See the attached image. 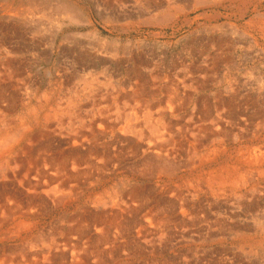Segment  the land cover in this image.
Returning a JSON list of instances; mask_svg holds the SVG:
<instances>
[{"label": "bare ground", "instance_id": "bare-ground-1", "mask_svg": "<svg viewBox=\"0 0 264 264\" xmlns=\"http://www.w3.org/2000/svg\"><path fill=\"white\" fill-rule=\"evenodd\" d=\"M209 3L255 19L213 27V52L164 83L145 41L120 57L94 25L173 27ZM262 3L0 0V264H264V79L236 76L232 59L264 42ZM55 53L66 61L39 74Z\"/></svg>", "mask_w": 264, "mask_h": 264}, {"label": "rangeland", "instance_id": "rangeland-1", "mask_svg": "<svg viewBox=\"0 0 264 264\" xmlns=\"http://www.w3.org/2000/svg\"><path fill=\"white\" fill-rule=\"evenodd\" d=\"M71 1H76V0H71ZM85 5H83L82 3L80 4L81 6H83V8H84V10L85 11H87L88 12V10L90 11V7L87 5V3H84ZM88 8V9H87ZM236 7H234V6H230V7H228V8H226V9H224L223 8V6L222 7H212V5L209 3V4H206V5H202V8H201V6L199 7V9H198V11H196V12H193V13H191V14H189V15H187L185 18H180V20H179V22L178 23H176V25H174L173 27H164L163 25L160 27L159 26V28H156V26H152L151 28L150 27H145V26H143V27H140L139 28V30H136L135 32H126V30H124L123 31V29H118V30H110L109 31V29H110V27H106V28H104L100 23H99V20H95L94 21V25H95V29L96 30H98L99 31V34H100V39H102L103 41H105L106 42V44L105 45H110V44H117V45H119L118 47H119V56L120 57H122L121 55H123L122 54V49H123V46H125L124 44H130V46H137L136 44H138L139 43V41L140 42H142V43H144V41H145V43L143 44V46H144V51H143V55L141 56L142 58H144L143 59V61L147 64V66H148V64L150 65V63L151 62H153V60L155 61V62H153V63H156V64H158L159 63V65H161L159 68L162 70H160L161 72V75L159 76V81H160V83H164L165 81L167 82V81H169V79H172V78H174V76L176 75L175 73H177V71L179 72V70H180V66L176 63V62H178V63H180V60H185V63L186 64H188L192 59H193V57L194 58H196V56L198 55H200V54H198V52L199 51H203L202 52V56H204V55H207L208 54V52L210 51V52H213V49H210L209 47H207L206 45H204V43H206L207 41H208V35H210V31L212 32H214V31H216V30H218V29H214L213 27H215V26H217L219 23L220 24H224V23H228L229 21V23L228 24H231V25H233V26H235L236 28H238L239 30L240 29H243V26H245L247 23H248V20L250 21L252 18L253 19H255L254 17V14H251V10H250V13H249V15L248 14H246L244 17H240V15L238 16V12H237V8L235 9ZM202 9V10H201ZM212 9V10H211ZM227 10V11H226ZM205 11V12H204ZM212 11H214V13L217 11L218 12V15L220 14V18L218 19V21H217V23L215 22V23H211L210 22V20H208V17H209V15L212 13ZM259 11H260V13H261V11H262V13H264V0H263V3H262V5H261V8L259 9ZM210 14H209V13ZM196 13H198V14H196ZM200 13V14H199ZM203 13H204V15H203ZM226 13V14H225ZM229 13V14H228ZM232 13V14H231ZM202 14V15H201ZM193 15V16H192ZM198 15V16H197ZM207 15V16H206ZM227 15V16H226ZM230 15V16H229ZM234 15V16H233ZM233 16V17H232ZM200 17V18H199ZM206 18V19H204V18ZM228 18L229 17V19H226V18ZM243 18V19H242ZM184 21V19L187 21L185 24H184V26H181V21L182 20ZM192 19V20H191ZM240 19V20H239ZM197 20V21H196ZM224 20V21H223ZM227 20V21H226ZM238 20V21H237ZM245 20V21H244ZM232 21L233 22H235V23H232ZM247 21V22H246ZM102 22V21H101ZM237 22H239V23H237ZM197 23V24H196ZM203 23V24H202ZM208 23V24H207ZM67 24V23H66ZM66 24L64 25V27L62 26V29H63V33L64 34H71L72 32L73 33H75L76 35H78V37L77 38H80V39H85L87 36H85V35H87V33H88V31H86V30H89V29H87L86 27L84 28V27H75V26H73V25H69V27H68V25H67V27H66ZM216 24V25H215ZM100 26V27H99ZM179 26V27H178ZM193 26H195V28L193 27ZM238 26V27H237ZM240 26V27H239ZM71 27V28H70ZM158 27V26H157ZM190 27V28H189ZM257 27V26H256ZM84 28V29H83ZM163 28V29H162ZM183 28V29H182ZM192 28H194V29H192ZM200 28H202V29H200ZM70 29H71V31H70ZM75 29V30H74ZM79 29V30H78ZM104 29V30H103ZM153 29V30H152ZM162 29V30H161ZM210 29V30H209ZM70 32H69V31ZM78 30V31H77ZM206 30V31H205ZM77 31V32H76ZM117 31V32H116ZM154 33H153V32ZM186 31V32H185ZM194 31V32H193ZM208 31V32H207ZM223 31H226L225 29H222L221 31H219V34H220V32L222 33ZM247 31H248V33H250V34H252L253 36H255L256 38L257 37H260L258 34H257V30L256 29H250V30H248V28H247ZM253 31V32H252ZM67 32V33H66ZM84 32V33H83ZM113 32V33H112ZM122 32V33H121ZM124 32V33H123ZM142 32V33H141ZM162 32V33H161ZM165 32V33H164ZM174 32V33H173ZM199 32H200V34H199ZM119 33H121V34H119ZM126 33V34H125ZM129 33V34H128ZM147 35H146V34ZM150 33H152V34H149ZM189 33V34H188ZM205 33V34H204ZM209 33V34H208ZM215 33V32H214ZM114 34V35H113ZM119 34V35H118ZM139 34V35H138ZM156 34H157V36H156ZM165 34V35H164ZM187 34V35H186ZM199 34V35H198ZM207 34V35H206ZM102 35V36H101ZM110 35H112V36H110ZM140 35H142V36H140ZM145 35V36H144ZM163 35V36H162ZM167 35V36H166ZM205 35V36H204ZM214 35H216V34H214ZM80 36V37H79ZM85 36V37H84ZM115 36V37H114ZM120 36H122V37H120ZM130 36V37H129ZM132 36V37H131ZM150 36V37H149ZM154 36V37H153ZM169 36V37H168ZM82 37V38H81ZM194 37V38H193ZM201 37V38H200ZM204 39H203V38ZM104 38V39H103ZM112 38V39H111ZM124 38H126V39H124ZM134 38H136V39H134ZM163 38V39H162ZM179 38V39H178ZM231 38L232 37H228V39L227 40H231ZM117 39H119L118 41H116ZM134 39V40H133ZM148 39H150V40H148ZM188 39V40H187ZM260 39V42L258 41V43H257V45H259V46H251V45H249V47H245V45H242L241 47H243V48H241V50L239 49V47H238V49L236 50V52H235V54L233 55V57L234 58H232L233 60H235V61H233L236 65H237V72L235 71V74H236V76H238V77H240V78H245V73L247 74V76L246 77H251V78H256V77H261L262 79H264V59L262 58V57H260V55H259V53H258V50L261 48L260 47V45L263 43L264 44V42H263V40H261V38H259ZM86 40L87 41H91L92 39H91V37L90 36H88L87 38H86ZM111 40V41H110ZM122 42H121V41ZM126 40V41H125ZM129 40V41H128ZM131 40H133V42H131ZM143 40V41H142ZM158 40V41H157ZM186 40V41H185ZM190 40H192V41H190ZM200 40V41H199ZM204 40V41H203ZM233 40V39H232ZM124 41L126 42V43H124ZM147 41V42H146ZM114 42V43H113ZM120 42V43H119ZM153 42V43H152ZM167 42H168V44H167ZM170 42V43H169ZM185 42V43H184ZM188 42V43H187ZM195 43V46H193L192 45V43ZM202 42V43H201ZM124 43V44H123ZM191 43V44H190ZM122 44H123V46H122ZM180 44H182V45H180ZM185 44V45H184ZM198 44H201V45H198ZM247 44V43H246ZM147 45V46H146ZM166 45V46H165ZM187 45V46H186ZM193 46L194 47V49H192L193 47H189V46ZM196 45H197V47H196ZM168 46H170V47H168ZM71 47V46H70ZM166 47V48H165ZM187 47H189V48H187ZM153 48V49H152ZM177 48V49H176ZM199 48V49H198ZM209 48V49H208ZM186 49V50H185ZM191 49L193 50V52L191 51ZM196 49H198V50H196ZM203 49V50H202ZM207 49V50H206ZM242 49H244V51L245 50H247L248 49V51L247 52H244V51H242ZM254 49V50H253ZM146 50V51H145ZM153 50V51H152ZM166 50V51H165ZM168 50V51H167ZM173 50V51H172ZM182 50V51H181ZM190 51V53H189V51ZM239 50V51H238ZM157 51V52H156ZM164 51V52H163ZM206 51V52H205ZM208 51V52H207ZM241 51V52H240ZM148 52V53H147ZM172 52V53H171ZM173 52H176V53H173ZM186 52L187 53V55H186V53L184 54V53ZM192 52V53H191ZM195 52H197V53H195ZM205 52V53H204ZM149 53H152V54H150L149 55ZM161 53V54H160ZM182 53H183V55H182ZM247 53H249V54H247ZM46 54V53H45ZM44 54V55H45ZM132 54H135V51L133 50V52H132ZM190 54V55H189ZM238 54H240V56L238 55ZM245 56H244V55ZM247 54V55H246ZM148 55V56H147ZM155 55V56H154ZM161 55H162V57H161ZM177 55V56H176ZM179 55V56H178ZM180 55H182L181 57H183V58H181L180 57ZM191 55L193 56V57H191ZM196 55V56H195ZM254 55L255 56H257L256 58H258V59H256V58H254ZM146 56V57H145ZM189 56V57H188ZM236 56V57H235ZM237 56H238V58H237ZM247 56V57H246ZM249 56V57H248ZM260 58H259V57ZM68 57V56H67ZM151 57V58H150ZM173 57V58H172ZM179 57H180V59H179ZM186 57V58H185ZM191 57V58H190ZM206 57V56H205ZM58 57V54L57 53H55L51 58H50V62H47V64L46 63H38L39 65H37V72L39 73V74H41L42 72H43V70H45L44 68H52V69H54V67L56 66V62H60V61H66V57L64 58V57H62L63 58V60H62V58H59ZM150 58V59H149ZM174 58H176V59H174ZM245 58V59H244ZM250 58V59H249ZM252 58V59H251ZM54 59V60H53ZM69 58H67V60H68ZM147 59V60H146ZM153 59V60H152ZM172 59V60H171ZM179 59V60H178ZM255 59V60H254ZM262 59V60H261ZM52 60V61H51ZM149 60V61H148ZM160 60V61H159ZM163 60V61H162ZM168 62H167V61ZM169 60H170V62H169ZM178 60V61H177ZM239 60H240V62H239ZM246 60V61H245ZM262 62V64L259 62ZM69 61V60H68ZM66 62L65 64H66V66H70V65H68L69 64V62ZM151 61V62H150ZM159 61V62H158ZM244 61V62H243ZM257 61V62H256ZM30 62L32 63L33 61L32 60H30ZM162 62V63H161ZM243 64H242V63ZM168 63H170V64H168ZM250 63V64H249ZM41 64V65H40ZM43 64V65H42ZM177 64V65H176ZM256 64V65H255ZM36 65V64H35ZM51 65H52V67H51ZM126 65L127 64H125V63H121V64H119V66L120 67H118L117 65H116V67H115V65L114 66H111V67H109L110 69H109V72L111 73L110 75H114V74H116L117 72H116V70L117 69H120L119 70V73L121 74L120 75V77H119V79L121 80V79H125V78H122V77H126L125 76V70H124V68L126 67ZM252 65V66H251ZM40 66V67H39ZM48 66H50V67H48ZM166 66V67H165ZM168 66L171 68H169L170 69V71H169V69H168ZM245 66V67H244ZM249 66V67H248ZM252 68H251V67ZM254 66H258L257 68L256 67H254ZM72 67V66H71ZM71 67H65V68H68L67 70H68V72H70L71 70L69 69V68H71ZM102 66L99 64H97V67L95 66V68L93 67L92 68V71L96 74V75H98V73L103 69V68H101ZM163 67V68H162ZM41 68H43L41 71H40V69ZM77 68H80V66H78ZM99 69V72L97 73V71H98V69ZM245 68V69H244ZM95 69V70H94ZM115 69V70H114ZM178 69V70H177ZM249 69V70H248ZM70 70V71H69ZM77 70H79V69H77ZM174 72H173V71ZM241 70V71H240ZM248 70V71H247ZM252 70H254V71H252ZM256 70V71H255ZM259 70H261V71H259ZM114 71V72H113ZM121 71V72H120ZM165 72L166 73H168V74H166L165 75ZM244 72V73H243ZM259 72H260V74H259ZM114 73V74H113ZM243 73V75H241ZM175 74V75H174ZM178 74V73H177ZM257 74H259V75H257ZM172 75V77H169V76H171ZM251 75V76H250ZM253 75V76H252ZM254 75H255V77H254ZM257 75V76H256ZM122 76V77H121ZM165 77L168 79V80H166L165 79ZM175 77H177V75L175 76ZM102 79H100L99 80V82H105L104 80H102ZM165 80V81H164ZM214 89V90H213ZM217 90V88H215V87H210L208 90H206L205 92L204 91H198L197 93H198V95H206V94H210V93H214L215 91ZM200 92V93H199ZM204 92V93H203ZM161 94H163V92L161 91ZM190 110V109H189Z\"/></svg>", "mask_w": 264, "mask_h": 264}]
</instances>
